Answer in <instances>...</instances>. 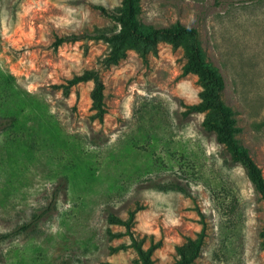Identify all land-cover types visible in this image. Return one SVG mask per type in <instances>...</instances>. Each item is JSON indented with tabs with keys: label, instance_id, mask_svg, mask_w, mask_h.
Wrapping results in <instances>:
<instances>
[{
	"label": "rangeland",
	"instance_id": "1",
	"mask_svg": "<svg viewBox=\"0 0 264 264\" xmlns=\"http://www.w3.org/2000/svg\"><path fill=\"white\" fill-rule=\"evenodd\" d=\"M119 4L0 0V234L44 212L32 229L0 241V264H140L128 235L107 233L124 231L108 223L109 212L125 219L133 209L135 239L143 248L159 241L153 264H170L174 246L201 227L191 264H264V201L203 128V113L183 114L201 90L195 74H181L183 47L161 41L146 63L127 50L101 69V40L53 46L55 36L113 26L95 5ZM139 5L143 23L197 29L206 60L223 77L236 138L264 179V0ZM89 68L100 69L102 122L91 117L90 81L67 95L52 86Z\"/></svg>",
	"mask_w": 264,
	"mask_h": 264
},
{
	"label": "trees",
	"instance_id": "2",
	"mask_svg": "<svg viewBox=\"0 0 264 264\" xmlns=\"http://www.w3.org/2000/svg\"><path fill=\"white\" fill-rule=\"evenodd\" d=\"M95 7L113 22V26L94 27L90 31L55 36L52 42L53 46L56 47L63 42H85L89 39L101 40L106 44V52L98 60L101 69H107L109 66L117 64L119 60L125 57L127 50L135 51L141 61L146 63L147 55L149 53L155 54L157 44L161 41L168 42L173 48L182 46L185 52V62L181 67V74H195L201 86V90L198 93L199 100L193 104L185 105L183 114L203 113L201 122L203 128L213 133L215 141L222 145L229 156V160L241 166L253 190L264 201V179L261 171L250 157L247 148L241 145L236 138L239 129L235 125L233 111L222 98L224 89L223 77L218 69L206 60L198 39L197 29L179 21L163 26L143 23L138 18L140 12L139 0H120V4L111 10H107L100 5H95ZM87 81L92 83L89 92L91 117L98 122H102L103 114L105 113L103 101L104 86L99 68L85 69L79 74H74L63 82L52 86L60 90L62 95H67L71 87ZM61 185L62 183L60 182L58 188ZM148 186L161 191L176 189L185 192L181 185L173 182L160 183L150 181ZM134 212L135 209L127 211L125 219H121L109 212L106 217L108 223L121 225L124 227V231L120 233L112 232L108 229V236L128 235L130 240L128 245L136 251L139 263L153 264L151 254L158 247L159 241L150 242L146 248H143L142 241L135 239L130 229ZM43 213V211L35 213L29 221L9 232L1 233L0 241L18 232L32 229ZM260 234L264 243V227ZM203 237V227L193 237L185 236L181 243L174 246L175 256L170 264H191L198 256ZM124 246L121 244L113 247V250Z\"/></svg>",
	"mask_w": 264,
	"mask_h": 264
}]
</instances>
